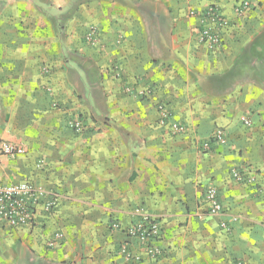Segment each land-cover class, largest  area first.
Listing matches in <instances>:
<instances>
[{
  "label": "crops",
  "instance_id": "0c3cea01",
  "mask_svg": "<svg viewBox=\"0 0 264 264\" xmlns=\"http://www.w3.org/2000/svg\"><path fill=\"white\" fill-rule=\"evenodd\" d=\"M216 1L230 25L212 51L207 0H0V144L26 150L0 157V179L58 197L30 226L0 221V264H264V0ZM218 127L227 142L202 150ZM139 211L160 217L156 259L120 253L141 252Z\"/></svg>",
  "mask_w": 264,
  "mask_h": 264
},
{
  "label": "built area",
  "instance_id": "2783aa9c",
  "mask_svg": "<svg viewBox=\"0 0 264 264\" xmlns=\"http://www.w3.org/2000/svg\"><path fill=\"white\" fill-rule=\"evenodd\" d=\"M208 5L203 12L202 27L198 31L199 42L206 46L209 50H218L222 45L223 33L230 25V19L221 11L216 0H207ZM252 7L251 0H237L235 6L239 14L248 12ZM97 28L90 27L86 34V40L90 44L98 41ZM162 111L161 122L166 123L169 113L160 107ZM245 125L251 126L252 122L249 117H242ZM69 127L81 133L85 130L84 120L79 117L72 118L69 121ZM173 133L185 132V127L179 123L170 124ZM227 142L226 130L222 127L214 129L208 141L200 142L199 147L204 150H210L212 145L224 144ZM25 148L10 142H2L0 144V157L2 155L18 156L25 153ZM232 175L237 181H245V176L241 169L234 168ZM252 180V179H251ZM205 201L208 204V213L210 215L220 214L223 211V205L219 198V191L215 185H209L205 192ZM58 197L54 194L35 187L28 181L17 183H6L0 179V221L11 228H23L32 225L38 214V209L42 205L44 209L52 213L56 210ZM139 220L127 228L129 237L136 239L141 245V252L134 253L128 242L121 244L120 253L128 260L140 261L143 254L151 259L158 258L162 251L158 245L161 237V221L160 217L145 211H139ZM114 223L113 226H117ZM225 227V224H221ZM62 234L58 233L47 244L49 247H55ZM239 264V263H237Z\"/></svg>",
  "mask_w": 264,
  "mask_h": 264
}]
</instances>
